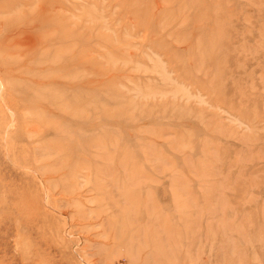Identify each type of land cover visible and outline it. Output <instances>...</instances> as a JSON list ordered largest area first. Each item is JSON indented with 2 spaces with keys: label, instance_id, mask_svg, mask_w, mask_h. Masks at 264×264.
I'll use <instances>...</instances> for the list:
<instances>
[{
  "label": "rangeland",
  "instance_id": "obj_1",
  "mask_svg": "<svg viewBox=\"0 0 264 264\" xmlns=\"http://www.w3.org/2000/svg\"><path fill=\"white\" fill-rule=\"evenodd\" d=\"M0 264H264V0H0Z\"/></svg>",
  "mask_w": 264,
  "mask_h": 264
}]
</instances>
